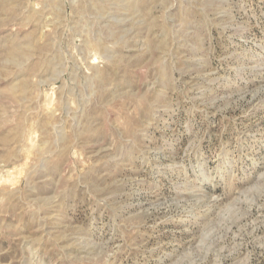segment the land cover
Returning a JSON list of instances; mask_svg holds the SVG:
<instances>
[{
  "label": "rangeland",
  "instance_id": "1",
  "mask_svg": "<svg viewBox=\"0 0 264 264\" xmlns=\"http://www.w3.org/2000/svg\"><path fill=\"white\" fill-rule=\"evenodd\" d=\"M0 0V264H264V0Z\"/></svg>",
  "mask_w": 264,
  "mask_h": 264
},
{
  "label": "bare ground",
  "instance_id": "2",
  "mask_svg": "<svg viewBox=\"0 0 264 264\" xmlns=\"http://www.w3.org/2000/svg\"><path fill=\"white\" fill-rule=\"evenodd\" d=\"M2 1H3V0H2ZM2 1H1V2H2Z\"/></svg>",
  "mask_w": 264,
  "mask_h": 264
}]
</instances>
